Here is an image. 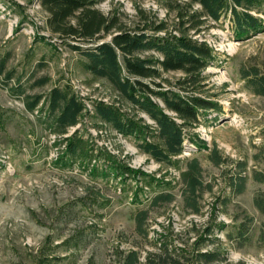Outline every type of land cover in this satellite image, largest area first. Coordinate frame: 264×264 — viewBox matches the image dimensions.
Returning <instances> with one entry per match:
<instances>
[{
	"label": "rangeland",
	"instance_id": "374dc122",
	"mask_svg": "<svg viewBox=\"0 0 264 264\" xmlns=\"http://www.w3.org/2000/svg\"><path fill=\"white\" fill-rule=\"evenodd\" d=\"M95 1L94 9L114 15L127 28L140 25L144 17L164 22L170 31L177 24L176 11L165 6L167 0ZM169 1L184 9L188 4ZM192 9L200 11L198 5ZM252 15L262 26L241 38L231 28L229 13L220 22L209 21L198 35L189 33L215 56L203 73L202 88L190 92L215 103L219 112L211 110L205 122L185 130L178 167L158 164L138 150L134 139L110 128L98 132V122L90 116L64 135L85 139L91 135L92 143L130 169L171 182L174 189L165 190L173 197L171 203L139 207L148 215L145 240L135 231L137 208L130 202L131 191L122 193L119 179L111 183L93 179L77 164L57 168L66 142L47 131L38 118L55 86L76 94L88 109L92 100L117 103L128 112L130 106L105 81L86 73L81 58L48 32L39 0H0V57L8 55L6 69L15 70L7 84L0 77V264H36L42 256L59 258L52 264H117V252L130 249L142 260L147 251H157L155 232L161 233L169 221L174 232L181 233L175 240L178 247L197 239L192 224L200 231L211 221L224 225L201 242L202 252L220 254L221 260L211 264H264V96L244 78L253 76V70L264 74V13ZM150 55L157 57L152 52L139 54ZM183 76L164 73L163 87L177 90ZM40 79L47 81L42 87L37 86ZM19 85L25 93L14 97L11 89ZM33 95L44 100L28 112L24 100ZM138 116L154 126L145 115ZM190 137L204 149L198 150ZM194 161L200 183L198 214L188 207L189 188L182 178Z\"/></svg>",
	"mask_w": 264,
	"mask_h": 264
},
{
	"label": "trees",
	"instance_id": "16d2710c",
	"mask_svg": "<svg viewBox=\"0 0 264 264\" xmlns=\"http://www.w3.org/2000/svg\"><path fill=\"white\" fill-rule=\"evenodd\" d=\"M167 1L164 2L166 8L176 11L174 31H170L164 22L146 17L140 25L127 28L114 15L105 16L94 9L95 0H39L46 14L44 23L48 32L81 58L86 73L96 80L105 81L131 109L130 112L124 111L117 103L96 100L90 101L91 109H88L76 94L53 87L45 97L46 110H40L38 118L43 119L42 124L47 131L66 142L63 154L56 161L57 168L72 169L77 164L89 171L93 179L107 183L119 179L121 192L131 191L130 202L137 208L133 218L135 231L145 240L149 231L146 224L148 215L139 207L171 203V193H165V190L174 189L171 182L130 169L106 148L92 143L91 135L87 139L77 134L68 138L64 135L82 125L84 117L90 116L98 122V132L101 128H110L124 138L134 139L138 150L158 164L178 167L187 138L185 130L205 122L211 110L219 112L215 103L190 92L191 88H202L203 73L215 56L207 44L197 41L189 33L198 35L209 21L220 22L229 13L231 28L236 37L241 38L262 26L261 20L252 12L264 13V0H187L185 9L177 1ZM193 5H198L200 11L193 10ZM149 52L157 54V57L139 56ZM7 61L8 55L0 57V77H4L5 84L15 76V70L6 69ZM169 72L184 75L177 82V90L163 87L162 75ZM251 72L253 76L249 73L244 78L251 81L256 94L264 96V74L260 75L257 70ZM46 83V79H40L37 86L42 87ZM24 93L20 85L11 89L14 97ZM42 100L44 97L41 95L25 97L26 110L34 112ZM138 114L145 115L154 126L146 125ZM189 139L198 150L204 149L199 148L198 140ZM198 175L195 161L182 173L189 188L185 200L196 214L199 212L196 197L200 185ZM147 189L154 190V193L147 194ZM172 224L169 221L162 226L161 233L155 232L153 245L157 251H147L142 260L140 253L133 249L119 251L117 264H211L221 260L220 254L202 252L201 242L210 240L208 236L220 228L224 229V225L211 221L200 231L192 224L197 239L178 247L175 240L181 233L174 232ZM51 260L59 258L42 256L36 264H52Z\"/></svg>",
	"mask_w": 264,
	"mask_h": 264
}]
</instances>
